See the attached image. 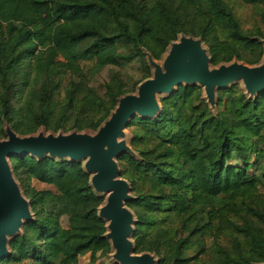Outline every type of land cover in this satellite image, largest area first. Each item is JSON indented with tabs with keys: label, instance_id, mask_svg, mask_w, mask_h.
I'll list each match as a JSON object with an SVG mask.
<instances>
[{
	"label": "trees",
	"instance_id": "obj_1",
	"mask_svg": "<svg viewBox=\"0 0 264 264\" xmlns=\"http://www.w3.org/2000/svg\"><path fill=\"white\" fill-rule=\"evenodd\" d=\"M237 1L251 9L254 30L243 29L229 0H0V138L5 123L22 135L40 126L96 131L127 91L113 76L103 95L90 97L88 82L108 66L131 62L142 65V79L149 77L147 54L161 59L181 35L200 38L214 66L259 63L264 0ZM31 72L33 84L14 108L12 98ZM68 72L75 78L62 96L52 87ZM218 100L222 108L213 113L199 86L181 85L161 100L155 117L135 116L129 123L141 159H118L134 193L127 203L137 215L132 239L135 250L156 252L160 264H192L209 251L214 258L207 264L264 263L258 187L264 178L250 173L251 156L264 154V91L248 96L232 86L220 90ZM9 160L19 179L54 190L26 189L35 216L10 239V254L0 264H80L85 254L94 262L110 251L107 223L99 216L105 198L92 188L81 161L30 154ZM228 225L232 248H207L204 235L218 238Z\"/></svg>",
	"mask_w": 264,
	"mask_h": 264
},
{
	"label": "water",
	"instance_id": "obj_2",
	"mask_svg": "<svg viewBox=\"0 0 264 264\" xmlns=\"http://www.w3.org/2000/svg\"><path fill=\"white\" fill-rule=\"evenodd\" d=\"M147 58L154 67L153 75L139 84L137 93L121 96L108 119L94 133L71 131L20 136L10 127L5 128L6 138L0 139V260L10 254L11 237L32 218L30 203L14 179L9 160L11 156L30 154L37 158L48 155L81 161L90 174L94 191L106 195L99 216L107 223L106 237L114 249V259L119 264H156L154 255L135 253L131 240L135 220L126 207L131 197L130 185L119 177L116 160L130 152L121 139L123 129L136 114L155 117L160 110L157 95L171 94L181 85L201 86L210 105L215 103L217 90L226 89L237 80L242 81L246 94H259L264 91V55L259 64L234 60L214 66L200 38L181 35L170 43L163 66L148 54Z\"/></svg>",
	"mask_w": 264,
	"mask_h": 264
},
{
	"label": "rangeland",
	"instance_id": "obj_3",
	"mask_svg": "<svg viewBox=\"0 0 264 264\" xmlns=\"http://www.w3.org/2000/svg\"><path fill=\"white\" fill-rule=\"evenodd\" d=\"M229 1H230L231 8L233 9L234 13L236 14V16L241 21L243 29L254 30V28L256 26L253 25V23L255 21L252 18L251 9L249 7L241 4L237 0H229ZM260 28L263 30V33H264V29L262 27H260ZM186 36H191V35L189 34ZM193 37H195V36H193ZM195 38H197V37H195ZM261 40L264 41V38H261ZM89 43H90V41H85L84 43H82L83 45H81L80 48L81 49L85 48L86 46L89 45ZM203 45L207 49V46L204 43H203ZM168 51H169V47L167 48L166 52L163 54L161 59L154 60V61H156V63L163 66V60H164L165 56L167 55ZM261 61L262 60H260L259 63H261ZM259 63H257V64H259ZM148 64H149V60H148ZM149 66H150L149 77H151L153 75V72H154V67L150 64H149ZM143 72L144 71H143L142 65H140L139 63H136V62H131L129 65H126V66H108L99 75H97L92 81L88 82V88H90L91 90H87L86 93L89 94L90 97L97 96V95H103L105 92V89H104L105 83L111 77L116 76L117 78L120 79L121 84H123L124 88L126 89V91H127L126 94H135V93H137L139 84L143 80L146 79V78L142 79ZM74 78L75 77L72 73H70V72L65 73L60 78L55 80L56 82H54L55 84L52 87L53 88L52 90H54V92L61 93V95L63 96L64 91L69 86L68 85L69 82H71ZM33 80H34V73L31 72L30 76L28 77V84L26 86H22V90L15 95V98L14 97L12 98V106L14 108H20V106H22V103H23L22 98H24L26 96V94L28 93L31 84H33L32 83ZM232 86L238 87L239 89H241L243 92L246 93V89L244 88L242 81L237 80V81L231 83L228 88H230ZM199 87L201 89L202 98L205 101V104L209 106L211 112L218 113L219 109L222 108L218 104L219 91L220 90L216 91L215 103L213 105H210L204 96V89L201 86H199ZM168 95L169 94H167V93H161V94L157 95L159 105H160V110L162 108L161 100ZM247 95L248 96H256V94H254V95L247 94ZM135 116H139V115L136 114ZM133 118H130L129 121L127 122L125 128L123 129L124 136L121 139L124 140L130 148V152L126 153V154H129L130 156H132L136 159H141L139 152L136 151L132 147V144H131V140L133 138V132H132L133 127H132V125H129V123ZM73 122H74V119L69 120L68 125L72 126ZM6 127H10L12 129V127L9 123L4 124V130ZM71 131H73V130H70L69 132H71ZM60 132L64 133L62 130H59L58 132H54L53 130L47 129L44 126H40V127H38V129L34 133H29V134H39V133H44V134L55 133L56 134V133H60ZM80 132L94 133L95 131L84 129V130H81ZM66 133H68V132H66ZM17 134L20 136H25V135H22L19 133H17ZM29 134H27V135H29ZM4 138H6V133H5V136L1 137L0 139H4ZM148 148H150V146ZM262 148L264 149V146ZM116 160H117V163L119 166V177L127 180L124 176L121 175V168L123 167L124 164L121 163L118 158ZM253 160H255V167H253L250 170V173L255 174L259 178H264L263 177L264 176V154L259 155L256 158L255 157L253 158V155H252L251 161H253ZM13 176H14V179L20 188L21 193L29 201V203H30V198L27 196V192H26V189L28 187H34V188L39 189V190H41V189H52V190H54V187L52 185L42 183V182H38V181L33 180V179H26L24 176H20V179H19L14 172H13ZM262 183H259L258 187H259V193L262 195V198L264 201V182H262ZM129 193L131 196L130 197V200H131L134 198V193L131 190V186H130V192ZM104 198L106 199V195H104ZM127 203L128 202H126V207L132 211V213L134 215V220L136 222L137 215L135 213V210H134V208L129 206ZM30 210H31V214H32L31 219H33L35 216V213L33 212L31 205H30ZM230 220L234 221V222H238V224L242 223V219L238 218V217H231ZM248 221H250V223H252L256 226L262 225L256 216L248 215ZM63 222H64L63 224L66 225V222L65 221H63ZM22 227H21L19 233L14 235L13 237L19 235L22 232V230H23ZM183 234H184V236L186 235L185 232ZM232 236H233L232 235V228L230 225H228V227H226L224 229V232L221 233V235L218 238H215V237L211 238L208 233L205 234L204 235L205 245L207 248H212L215 246H221V247H224L226 249H231L232 244H233ZM13 237H11V238H13ZM131 240L134 242L133 239H131ZM134 252L137 254L143 253V252H148V253L154 255V258L156 260V264H160L161 257L154 251H141V252H139V251L135 250ZM187 253L192 254L191 251H188ZM113 254H114V249L111 246V249L109 252L102 253V254L98 253L97 259L94 262H90V255L89 254H85L84 256H81L79 259V262H80V264H119L114 259ZM213 258H214L213 252L209 251L207 254L202 256V259H200V261H196V262L192 261V264H207L208 262H211L213 260ZM214 264H221V262L218 260H215Z\"/></svg>",
	"mask_w": 264,
	"mask_h": 264
}]
</instances>
